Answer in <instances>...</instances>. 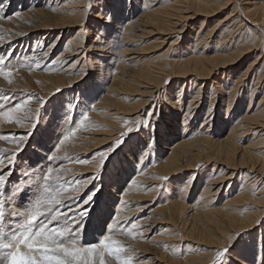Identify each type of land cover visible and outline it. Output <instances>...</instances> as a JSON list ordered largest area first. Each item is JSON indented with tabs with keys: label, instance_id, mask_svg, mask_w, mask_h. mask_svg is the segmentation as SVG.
<instances>
[{
	"label": "rangeland",
	"instance_id": "obj_1",
	"mask_svg": "<svg viewBox=\"0 0 264 264\" xmlns=\"http://www.w3.org/2000/svg\"><path fill=\"white\" fill-rule=\"evenodd\" d=\"M65 1L68 0H0V59L5 60V64L3 67L14 69L13 75L10 77V79H12L13 81L11 85H9L7 81L4 80L2 76H0V135L5 137V139H0V159H3L5 161L6 166L4 170H8L6 164L7 156L16 149V143L10 142L11 136L9 134L15 133L17 140L20 136L27 134L29 128L31 127V124L28 123V120L35 121L37 119L35 110L40 107V105L38 104L36 98L40 97L43 99H47L50 94L55 93L41 108L37 127L32 133V136L29 138L24 150L21 151L16 157L15 168L8 179L9 183L6 184L4 190H0V198H2L6 202L5 212L9 214V216L7 217L8 222L15 223L19 221L20 223H22V218L13 217L10 215L13 204L10 199L11 194L8 184H10L11 182L13 185L18 183L16 187L19 186V188L15 191L18 192L21 189H24L25 191L21 192L23 194L20 193L21 195H19L20 197L24 198V194L27 193V189L25 188L28 186H32L30 185V183L28 185L27 182H24L27 177L32 179L35 178L34 182L39 183L38 175H42L43 168L47 164H50V166L48 167H54L60 170L62 179L68 182V185L66 186H76V182L78 179H80L79 184H86L84 185L86 187L83 186V189L81 188V190L78 192L79 194H73L75 195L73 197H77L76 201L70 199V201H72L68 204H74L76 207L78 206L77 200H79V203L81 204L79 206H82L83 199H86V196L88 194H91L93 185L95 186V189H97L94 195V204H89V208L93 210L86 213L85 217L82 218V223L81 221H77L81 224V239L83 243H97L100 239H103L104 235H109L124 246V251L120 254V257L121 259H130L131 264H175L173 262H169L170 260H175L171 258V256L180 260L186 259V250L190 249H199V252L196 250L197 253L204 254L209 249V247H207V237H205V235L203 234L213 225V223L211 222V220L207 219V205H202V200H200V198H197L199 192L197 190V183H194L197 181L195 180L196 177H194L192 183L194 186L192 188L187 190L186 183H184V179L186 180L189 177V175L193 172V169L182 170L181 172L174 174H168L167 172L158 170L159 164L162 163V159L169 152L168 147H170L171 143L175 142L177 136L182 133L180 131V127H182L181 122H183L184 120V117L182 115L184 110H186L187 105L190 104L188 100L192 97V93L195 91L196 87L195 85H189L186 89L184 87L182 94H180L177 101L179 106L178 109L175 110L176 115L173 112L167 114L164 112L165 106L166 110H168L169 107L167 108V104L169 105V97L173 98V96L177 95V90H179L178 85L181 79L177 78V76L169 77L168 74L166 77L164 76L160 78V98H157V102L149 101L144 103L143 105V101L140 100L141 97H145L143 91H141L143 90L144 86L141 82L143 81V79L136 80L140 81V84L138 82H133L134 84H131V81H127L128 77L134 75L133 71H136L140 64H133V67L128 65L124 69L125 72H122V66L120 65V63H124L122 62L124 60V57H128L122 56L125 48L132 50V48L136 49L139 46L138 48L140 50V54L138 55L137 53V55L138 57H141V61H138V63L143 62L144 64L148 63L150 65H155V63L158 62L164 64H162L161 67L165 66V64H168L165 67L171 69L172 60L175 57H181L184 54L183 51H186L188 49L187 47L193 44H189L191 41H189L190 39H187V37L193 36V34L199 36L205 31L207 32V30L210 29L213 24L219 22L220 19L224 20L226 17H229L231 15L228 13V11H226V7H224L219 10L220 12L217 11L213 15H211L212 17L208 16L209 18L200 13L201 15L194 14V16H192L191 18L181 19L178 15L182 12V10H178L176 11V13H180L176 17L178 18V22L175 24L176 29L174 28L173 32H170L168 30L169 32L166 34V31L163 32L162 30H159L155 27L152 28L150 24L147 25V22H142L139 20V17L146 10L147 13L150 9L156 7L162 10L164 7H162V5L160 4H162L161 1L163 0H117V2L115 3L116 6H114L115 8L111 7L112 0H96V4L93 6L92 12L87 17L86 24V6L90 2V0H87V2L84 0V4L79 3V1L81 0H72V2L74 1V4H83L81 6V9L83 8L82 11H85L83 16L84 19H82V21V15L79 17L76 16L78 14L75 13V10H70V7H68L71 5V0H69V3L66 4L64 3ZM254 1H257L256 3L258 6L262 4L260 2H263L261 0H251V2ZM258 1L260 2L258 3ZM144 3L147 4L145 5ZM229 3L231 4L232 1H229ZM101 8H103L105 12L111 10L113 13V19L109 26H104V22L98 16V12ZM68 9L70 10L69 12ZM189 9L190 10H187L185 13H191L193 8L190 7ZM62 13H67L70 15L72 14V16L67 15L64 17L66 18V20L68 19V21L75 20V16L78 17V19L76 18V23L69 26L63 25L64 22H62L60 20L61 18L59 17V15ZM124 14L126 16H123ZM52 15H54L55 17ZM201 18H206L207 22L203 23L204 27L202 26L201 28H199L201 24L200 20H202ZM125 19L128 20H126L125 23H132L134 28L131 30H134V33H136V35H134V37L131 39L132 41L130 43L123 39L124 37L122 35H124V30L120 29V24ZM211 21L212 23H210ZM213 21L215 23H213ZM48 23H50L51 26ZM55 25L58 27H55ZM98 27H105L106 43L117 41L120 44V47L117 50H113L107 47H93L94 36L96 35ZM138 28L140 30L145 29V31L143 32L144 34L140 33V30H136ZM198 28L200 29L199 32ZM236 28L234 31V35H237L239 32V29ZM149 29L151 32L149 31ZM240 31L243 32L244 28L241 27ZM145 32H148V34L146 35ZM157 32H159V34ZM247 33L249 34V36L251 35L250 37H252L249 39L250 41L255 40V36H258L257 33H254V36L253 31H250V29L247 31ZM76 34H78L79 36H77ZM142 34L144 37L141 36ZM163 37V40L165 42L162 41ZM71 38H77V40L82 41L81 44L76 45L80 46L78 49H76L77 51H72V53L76 51V55L70 54L71 51L69 52L70 48L67 45V42ZM158 41H162V43H164L161 44ZM135 44L136 46H134ZM169 46L171 47L170 49ZM197 46H200V49H198L200 51H203L204 48L203 52L206 53L209 50L210 40L206 38ZM144 47L145 49H143ZM159 47L160 49H157ZM79 50L80 52L78 53ZM135 55L136 53L133 54V56ZM133 56L130 55V57ZM165 60L167 63H165ZM243 62H246L245 57H241L236 61H231L230 63H227V65H225V67H223L222 69H215L213 73L210 74L211 77L209 75L208 78L203 79L204 81L207 80L208 86L212 84L214 86L215 82L219 81L220 87L214 88L215 90H212L213 93L212 91H210V93L208 92V94L204 93L205 95L202 93L204 96L201 97V101H204V105L206 102V107L203 108L202 111H199V120H197L196 118L192 120V118L189 117L185 127L193 126L194 129H197L200 126L202 118L206 116V108L209 105L210 101L215 102V104L213 105L214 114L223 110L224 106L222 107V102H226L227 93L223 91L225 87L222 88L223 83H221L225 81H220L219 78H221L222 76V79H224V77L226 76V80L231 79L233 82L236 78V76H234L235 74L233 73V76L229 77L226 75V73L236 72L239 66L243 64ZM134 65L138 66L134 68ZM37 66H39V69ZM146 66L147 65H145V67ZM146 68H149V66H147ZM257 68L259 69L258 65ZM85 72L87 73V75L83 77ZM122 73H124V75L130 73V76H123ZM147 73L150 74L151 71H148ZM152 74L153 72L151 73V75ZM153 75L151 77H153ZM119 76L125 78V80L122 81ZM115 77L119 78L120 80L118 81V79H116ZM53 78H55L56 80L54 79V81ZM167 80L169 82L167 83V85H165V81ZM55 82H59V84ZM43 83H49V85L44 86ZM208 86L202 88V90L205 92V89ZM253 86V81H251L250 83H248L246 88H252ZM58 88L63 90L57 92ZM241 88L242 87H240V89ZM263 90L264 85L262 86L261 84V86H257L253 93L254 101L250 104L249 108H246L247 104L245 106V109L248 111L246 112L243 108L240 111H245V113L251 114L252 110L256 107L255 103L261 96ZM173 91L176 92L173 93ZM250 92L246 93L249 94ZM107 96L108 98H106L105 101H108L110 103L112 102V107L115 108V111L111 110L110 112L112 113V115L108 116L110 117L109 121L104 120L103 117H105V115H102L101 118H97L94 115V113L96 111H99V109L101 108L99 107V105L96 106L97 103L100 101V99ZM175 98H177V96ZM26 100L28 101V103L24 104V101ZM233 102L234 103L230 107L231 109L237 106L238 99L233 100ZM16 104L23 105L21 112L14 114V116L20 117V123L24 125L23 127H21L20 124L17 123H9L6 119H4L2 115L4 111H7L11 107H14ZM151 105H153L151 112L154 108L156 110V115L150 118L151 127L142 128L140 131L135 132L137 120H129L130 116H128L127 114L134 111H136L135 114H141V117L138 121L143 124L144 121H147L149 119V117L146 115V112L150 111ZM128 108L132 110H130V112L128 113H125L126 115H115L116 111H124V109ZM85 111H87L88 114V121H86L84 124H81L80 127L77 128L75 135L71 136L69 140L66 141L65 145L67 148L65 147V145H63L61 146L60 151L57 153L63 159L54 161L55 163L48 161L47 156L50 155L52 150H55L54 145L59 142V139L62 138L63 135L67 134L72 128L77 127V124L80 123ZM166 116H169L171 120V122H169L170 126L173 124L178 127V132H176L175 135L169 138L167 137V135H165L164 137L161 136L162 134H159V130L164 132L163 127L165 125L163 124L166 121ZM115 120H117L118 123L115 122ZM126 121L127 123H125ZM231 122L232 119L229 121V123ZM129 126L134 128V132L129 134V136L121 145L115 147V141L120 138V134L126 131L127 127ZM113 127H117L118 129H120V133L118 135L110 136V139L112 140L108 139L109 141H103V138L108 137V133H106V130H110ZM151 130L152 132H155V143H148L149 134L152 133ZM222 132L223 133L220 135L211 134L210 139L213 141H217L220 138L224 139L227 135V128H225L224 130L222 129ZM251 136L252 135L250 133H247L239 140L236 139L238 148H241L240 146L244 147L247 143V140ZM88 137L92 138L88 139ZM162 137H164V139H162ZM109 145L115 147V150L108 157L104 170L99 174V176H97L96 180L93 181L92 178L94 177L90 176L96 175L97 165L99 161L94 165V167H91L89 165L91 161H93L94 159H98L99 153L108 149ZM253 147L250 150L258 149V147H261V150H264V144H258L255 146V148ZM138 157L139 162L136 163ZM240 159L241 158H239L237 162L236 159H234L233 162H230V164H228L229 166L224 165L226 171L224 170L223 172H226L225 174L233 173L231 175V181L232 183H234L232 186L233 189L231 190L232 192L228 193H232L231 195L235 193L234 189H237V187L240 185L239 184L237 186L238 183L236 181L239 180L237 178L239 177L240 173H244V171H247V169L250 167L247 164H243L244 166L240 165ZM78 161L87 162L80 163ZM201 162L199 163L200 165L198 170L200 171V175H202L201 178L205 179V175L210 171V168L207 171L206 168L208 166L210 167V165L208 163L207 165L205 163L206 161ZM218 165L217 168L213 169L214 171H216V173L219 172L218 168L221 167V165L223 166V164ZM238 166H240L241 168H238ZM36 168H38L39 170H36ZM253 172L254 174L256 173L255 171ZM263 173L264 170L263 172H261L262 175L260 173V175H257L256 173V176L258 177L257 182L256 179L254 181L256 182V189H258V187L261 188L263 184L262 191L264 190ZM35 175H37V177H35ZM113 175L119 177V184L111 181L110 177H112ZM140 175H142V177H147L146 175L155 176V178H151L152 180L154 179L155 183H152L151 185L150 181H144L143 187L137 189L138 191L139 189H142L140 190L141 192L139 191V193L141 194L142 191L143 193L139 195L140 197L137 196L138 198L136 199V195L133 194L136 191V189H134V184H136V178ZM250 175L252 176V174ZM240 176L242 177V175ZM161 177H167L168 179L162 180L160 179ZM21 178V182H18V180ZM132 180H134L135 183ZM250 180H253V178ZM250 180L248 182H250ZM38 183H36L37 196L35 200L37 199V197H39L42 190V186H39ZM183 183L184 187L181 189L180 193L177 194L176 191L180 189L179 187ZM117 186L118 188L116 189L115 187ZM130 187H133L134 191L133 189H130ZM129 189L132 192L130 191L124 194V191H127ZM185 190L187 191L185 192ZM175 193L177 194L175 197H180L181 199H183V203L188 205V207H186V209L184 208V211L182 213V218L184 220L182 219V221L180 218H178L177 223L174 224L173 222L169 221L168 218L171 217L172 214H168L169 212H167L166 210H164V213L160 210L165 207L166 200L170 197H174ZM228 194H226V196ZM224 196V193L218 195L215 201L219 204L223 200ZM131 198H134V200H132ZM35 200L32 204L27 201L19 202L18 197L15 202L16 207H18V210L20 211L30 210ZM251 205L252 204H246L245 207L249 208ZM105 206V212L102 215L99 214L101 213L99 211V208L101 210H104ZM196 209L198 210V212ZM186 210L188 211L186 212ZM118 212H121L119 214L121 216L118 215ZM97 214L100 217L96 219L94 217ZM110 214L112 215L110 216ZM262 215V218L260 217L261 219L257 221L258 224L255 223L256 229H248L249 227H246L247 229H240L239 232L243 230L246 231L241 233L237 241L233 244L232 248L229 249V254L227 257H225V264H237L234 261L233 254L236 252V250H238L243 237L245 238L248 233H255L259 229V226L260 228H262L261 230L264 231V213ZM107 220H109V222H111V220H116L118 221V223L112 230L107 231L105 230ZM145 220L147 222H145ZM52 223L53 224L49 225V227L55 226L56 223ZM133 223L137 225L135 228L132 227ZM146 229L147 232H145ZM189 229L191 230L190 232H188ZM139 231H142L141 235ZM229 233L234 234L235 230L231 229ZM262 240L264 241V237H262ZM218 249L217 251H220ZM192 252H194V250ZM110 259L112 261V264H116L115 258ZM205 260L206 259H200L198 261H195V264H205ZM214 262L215 257L214 259H209L206 264H215ZM180 264H182V262ZM238 264L244 263L240 262Z\"/></svg>",
	"mask_w": 264,
	"mask_h": 264
},
{
	"label": "bare ground",
	"instance_id": "obj_2",
	"mask_svg": "<svg viewBox=\"0 0 264 264\" xmlns=\"http://www.w3.org/2000/svg\"><path fill=\"white\" fill-rule=\"evenodd\" d=\"M68 1H65L64 3L65 4L69 3ZM85 1L87 2V0H85ZM229 1L233 2V0H163V1H161L162 4H160V5H162V7H164L162 10H160L157 7L156 8L152 7L153 9H150L148 13L146 12L147 11L146 10L145 11L146 13L144 12L145 14L144 13L142 15L140 14L141 16L139 17V20L142 22H147V25L150 24V26L152 28L155 27L159 30H162L163 32L166 31L165 33L167 34L169 31L173 32V29L176 27L175 24L178 22V18H176V17L180 12H178V14H177L176 11L182 10V12L178 16L181 19H185V18L188 19V18H191L192 16H194V14L197 15L200 13L202 15H204L205 17H208V16L213 15L215 12L219 11L220 9L226 7V11H228V13L232 16L236 10L231 8V6H230L231 4L229 3ZM261 1H263V2L258 1V3L259 2L262 3L260 6H258L256 3L257 1L251 2V0H236V3L243 4L245 6L242 9L243 19H240L239 16H237V18L232 20L231 23H228L227 20L224 19V17H223L224 20L220 19V21L216 22V23L213 21V23H215V24H213V26L210 29H208L207 32L205 31L201 35L198 34L199 36H196V34L195 35L193 34L194 37L193 36L187 37V39L189 38L190 39L189 41H191L189 44H191V43H193V44H191V46H188L187 47L188 49L186 51H183L184 54L181 57H178V58L175 57L172 60V68L171 69L170 68L168 69L165 67L168 64H165V66L161 67V65L163 63H158V62L155 63V65H152V64L150 65L148 63L144 64L143 62L138 63V61L139 62L141 61V57H138V55L140 54L139 53L140 50L138 48L139 46L137 47L138 49L132 48V50H131V49L125 48L124 51L122 49V51H123L122 56H128L127 58L124 57V60L122 61L124 63H120V65L122 66V72H125L124 69L128 65L133 67V64H135V65H136V63L138 65L140 64L139 67L136 69V71H133L134 75H131V77H128V75L130 73L129 74L127 73L125 75H124V73H122V74H123V76L128 77L127 81H131L132 82L131 84H134L133 82L139 83L140 81H136V80L143 79V81H141V82L143 83L144 86H143V90H141V91H143V94L145 95V97L144 98L141 97V99H140L143 101V105H144V103L149 102V101L157 102V98H160V96H161V91L159 88L160 84H161L160 78H162L164 76L166 77L167 74L169 75V77L170 76H177V78L181 79L179 81V85H178L179 90H177L178 91L177 95L173 96V98L169 97V105L167 104V108L169 107V109L166 110V106H165L164 112L167 114L173 112L176 115L175 110H177L178 106H179L177 101H178L180 94H182L184 87H185V89L189 85H195V87H196L195 91L192 93L193 94L192 97L188 100L190 104L187 105L186 110H184L183 115H182L184 117L183 122H181L182 127H180L181 128L180 131L182 133L179 136H177V139L175 140V142L171 143V146L168 147L169 152L162 159V163L159 164L158 170H162L164 172H167L168 174H174V173L181 172L182 170H190V169L192 170L193 169L192 170L193 172L189 175V177L186 180L184 179V181H185L184 183H186V188L188 190L194 186L192 183H193L194 177H196L195 180H197L198 182L196 181L194 183L195 184L197 183V187H198L197 190H198L199 194H198L197 198H200V200H202L201 201L202 205H205V206L207 205L208 210L206 212V216H207V219L211 220L213 225L203 234V235H205V237H207V241H208L207 247H209V249L204 254L197 253V251L199 252V249L198 250L196 249L197 251L195 249H193L194 252H192L193 250L190 249V250H186V252H187L185 255L186 259L180 260V259H177V258L171 256V258H173L175 260H170L169 262H173L175 264H180L181 262H182V264H195L196 263L195 261H198L200 259L201 260L206 259L205 260V264H206V262L209 261V259H211V258L214 259L218 247H219L218 250H222L223 247L228 244L229 236L235 235L236 233H238L240 231L241 228L249 227L248 229H256L255 223L258 224L257 221H259V219L262 218L261 216H263L262 215L264 213V192H263L264 190L262 191L263 184L261 183L262 186H261V188L258 187V189H256L257 187H255V186H256V182H257V178H258L256 176V173H257V175L259 173L261 174V172H263V170H264V150H261L262 146L258 147V149H255V150H250V149H252V147L254 145L256 146L258 144H260V145L264 144V90L262 91V94L259 97V99L256 101V103H255L256 107L252 110V113L251 114L245 113V111L246 112L248 111L245 109L246 104H247L246 108H249L250 104L254 101L253 100V93H254L255 88L257 86H261V84H262V86L264 85V0H261ZM83 2H84V0L79 1V3H83ZM116 2H117V0H112V2H111L112 6L111 7L116 6L115 5ZM70 3H71V5L68 7H70V10H75V13L78 14L76 16L79 17L82 15L81 16L82 17L81 21H82V19H84L83 16H84L85 10L82 11L83 8L81 9V6L84 3L83 4H74V1L72 2V0L70 1ZM77 3H78V1H77ZM190 7L193 8L191 13H185L187 10H190L189 9ZM30 10H32V9H30ZM70 10L68 9V12ZM65 11H67V10H65ZM63 13L59 15V17L61 19L58 18L62 22H64L63 25L69 26L71 24L76 23L75 21H77L76 18L78 19V17L75 16V20L68 21V19L66 20V18H64V17L67 15H70V14H67V13L63 14ZM189 14H191V15H189ZM52 16H54V15H52ZM70 16H72V14ZM123 16H126V15L124 14ZM49 17H50V15H49ZM43 19H44V17H43ZM127 19H125L123 22H121L120 29L124 30V33H123L124 35H122L124 38L123 37L122 38L125 41L130 43L132 41L131 39L134 37V35H136V33H134V30L133 31L131 30L134 28L132 23H125ZM33 20H34V18H33ZM120 21H122V20H120ZM205 22H207L206 18L200 20L201 24H200L199 28H201L203 26V23H205ZM210 23H212V21ZM48 24H50V23H48ZM140 24H142V23H140ZM50 26H51V24H50ZM236 26H237V28H236ZM52 27H53V25H52ZM55 27H58V26L55 25ZM147 27H149V26H147ZM241 27L244 28L243 32L240 31ZM199 28H198V32L200 31ZM235 28L239 29V32H240V33L238 32L237 35H234L235 34V32H234ZM249 29H250V31H253V35H254V33L258 34V36L254 35L255 40H252V41L249 40L250 38H252V37H250L251 35L249 36V34L247 33V31ZM136 30H140V29L138 28ZM144 31H145V29L140 30V33H143ZM149 31H150V29H149ZM162 31H160V32H162ZM145 33H146V35L148 34V32H145ZM157 33L159 34V32H157ZM143 34L141 36H143ZM59 35H58V37H59ZM76 35L79 36L78 34H76ZM137 36H139V35H137ZM206 38L210 40V46H209V50L206 53H204L203 52L204 48H203V51H200V50H198V49H200V46H197V45L200 44L201 42H203ZM163 39H164V37L162 38V41H164ZM165 39H166V37H165ZM194 39H195V41H194ZM162 41L159 43L163 44L165 42L164 41L162 43ZM81 43H82V41L77 40V38L69 39V41L67 42V45L70 48V50H69V52L71 51L70 54L76 55L77 54L76 49H78L80 47V46H76V45H79ZM134 46H136V44ZM170 48L171 47L169 46V49ZM143 49H145V47ZM157 49H160V47ZM169 49H167V50H169ZM74 50H76V51L72 53V51H74ZM80 50L78 51V53L80 52ZM136 50H139V51H136ZM142 51H141V53H142ZM134 53H136L135 56H133ZM137 53H138V55H137ZM130 55L133 57H130ZM241 57H245L246 62H243V64L239 66V68L237 69L236 72H230V73L227 72L226 73V75L229 77L233 76L232 75L233 73L235 74L234 76H236V78L234 79L233 82L231 79L226 80V78H225L226 76L224 77V79H222L223 78L222 76H221V78H219L220 81L221 80L225 81V82H221V83H223L222 88L225 87L224 90L222 88L221 89L227 93L226 102H222L223 103L222 107L224 106L223 110H221V112L219 111L218 113L214 114V109H213L214 106L213 105L215 104V102L210 101L209 105L206 108V116H204L202 118V121L200 122L201 123L200 126L197 129H194L193 126H189V125H188L189 127H185V125L187 124L186 122H187L189 117H191L192 120L194 118L199 120L198 119L200 116L199 111H202V109L206 107V102L204 105V101L203 100L201 101V97H203L205 94H208V92L210 93V91L215 90L214 88L220 87L219 81L215 82L214 86H213V84L208 86L207 80L204 81L203 79L208 78V76L211 73H213V71L215 69H217V70L219 68L222 69L223 67H225V65H227V63H230L231 61L239 60ZM165 63H167L166 60H165ZM135 65H134V68H136L138 66V65L137 66H135ZM145 65L149 66V68H146L147 66L145 67ZM257 65L259 66V69L257 68ZM70 69H72V68H70ZM260 69H261V71H260ZM148 71H151V73L153 72V74H154V75L152 74L153 77H151L152 76L151 73L150 74L147 73ZM52 77H54V76H52ZM210 77H211V75H210ZM115 78L118 79V81L120 79L122 81L125 80V78H122V77H120V79L117 77H115ZM54 79L55 78H53V80ZM251 81H253L254 86L252 88H249V87L246 88L248 83H250ZM55 83L59 84V82H55ZM60 83H61V80H60ZM122 84H125V83H122ZM46 85H49V83L44 84V86H46ZM122 86H124V85H122ZM206 86H208V87L205 89V92H204L202 90V88H204ZM240 87H242V88L240 89ZM44 89H43V91H44ZM250 89H251V92H250ZM218 90H220V89H218ZM164 91H165V89H164ZM175 92L176 91H173V93H175ZM246 92H250V93L247 94ZM202 93L203 94L205 93V94L203 95ZM212 93H213V91H212ZM176 96H177V98H175ZM106 98H108V96L103 97L97 103L96 106L99 105V107H101V108L99 109V111H96L94 113V115L97 118H101L102 115H105V117H103L104 120L109 121L110 117H108V116L112 115V113H110V112H111V110L115 111V108L112 107V105H113L112 102L110 103L108 101H105ZM237 99H238L237 106L235 105L236 107L234 106L235 108L231 109L230 107L234 103L233 100H237ZM202 104H203V107H202ZM152 107H153V105H151V109L149 112H151ZM242 108L245 111H243V112L240 111ZM130 110H132V109L128 108V109H124V111L118 110V111H116L115 115L116 114H118L119 116L126 115L125 113L130 112ZM108 111H109V113H108ZM135 112L136 111L127 114L128 116H130L129 120H137L138 121L140 119L141 114L140 115L135 114ZM120 113H121V115H120ZM215 116H216V118H215ZM165 119H166L165 123L163 122L164 123L163 125H165L163 127L164 132L159 130V134L160 135L162 134L161 136H164V137H165V135H167V137L169 138V137L175 135L176 132H178V127H176L173 124L171 126L169 125V122H171L169 116H166ZM231 119H232V122L229 123V121ZM115 122L118 123L117 120H115ZM225 128H227V133H226L227 135L224 139L220 138L221 140L219 139L217 141L216 140L213 141L210 139L211 134L220 135L223 133L222 129L224 130ZM151 132H152V130H151ZM106 133H108L107 134L108 137L103 138V141H107L108 139L112 140V139H110V136L118 135L120 133V129H118L117 127H113L110 130H106ZM247 133H250L252 136L249 139L247 138L248 140H247V143L244 147L240 146L241 148H238V143H237L236 139L239 140L242 136L246 135ZM154 134H155V132H154ZM164 137H162V139H164ZM91 138L92 137H88V139H91ZM104 143H106V142H104ZM255 146L253 148H255ZM65 147H66V145H65ZM239 158H241L239 161L240 165L247 164L250 167L247 169V171H244V173L240 171L241 172L240 175H242V177L239 175V177L237 178L239 180H236L238 183L237 186L239 184L240 185L237 187V189H234L235 193L233 192L234 194L231 195L232 193L231 194H228V193L232 192L231 190L233 189L232 186L234 183H232V181H231V175L233 173L225 174L226 172L225 173L223 172L225 170L224 165L230 164V162H233L234 159H236V162H237V160ZM201 161H204V162L206 161L205 163L206 164L208 163L210 165V167L208 166L206 168V171L209 168H210V171L205 175L206 176V177H204L205 179L201 178L202 175H200V171L198 170L199 165H200L199 163ZM97 162H98V159H94L93 161H91V163L89 162L90 163L89 166L94 167V165ZM218 164H223V166L221 165V167L218 168L219 172L216 173V171H214L213 169L217 168ZM232 165H235V164H232ZM48 166H50V164H47L44 168L42 167L44 170V171L42 170V172H46ZM211 167H212V169H211ZM246 167H244V168H246ZM255 167H257V168H255ZM238 168H241V167L238 166ZM37 169L38 168H36V170ZM253 171H255L256 173L254 174ZM250 174H252V176ZM146 176L147 177H145V176L142 177V175H140L136 178V184H134V186H135L134 189H136V191H135V193H133L136 195L135 196L136 199L138 198L137 196H139L143 193V191L141 194L139 193V191L142 189H139V191L137 189L143 187L144 181H150L151 185H152V183H155L154 179L153 180L151 179V178H155V176H149V175H146ZM35 177H37V175H35ZM90 177H94V176H90ZM252 178H253V180H250ZM71 179H72V177H71ZM255 179H256V182H254ZM21 180H22V178L19 179L18 182H21ZM34 180H35V178L32 179L29 177H27V179L25 181L23 180L25 183L27 182L28 185L30 183V185H32V186H30V187L28 186L25 188V189H27V193L24 194L25 199L23 197L19 196V202L27 201L31 204L33 203V201L35 200V198L37 196L36 183H38V182L35 183ZM79 180L80 179H78L77 181H79ZM249 180H250V182H248ZM82 181H84V180H82ZM132 181L135 183L134 180H132ZM184 183L181 184L179 187L180 189L176 191L177 194H179L181 189L184 187ZM8 185H9V189H10V194L12 195L14 185L12 184V182ZM16 185H18V183L15 184V186H14L15 190H17L19 188V186L16 187ZM38 185L40 186L41 184L38 183ZM84 185H86V184H84ZM247 186H249V187H247ZM84 187H86V186H84ZM115 188L117 189L118 186ZM130 189H133V187H130ZM130 189L127 191H124V194L130 192L131 191ZM134 189H133V191H134ZM148 189H150V188H148ZM187 190H185V192ZM148 192H150V191H148ZM137 193H139V194H137ZM176 193L174 194V197H170L166 200L165 207L160 210L163 213H164V210H166L167 212H169L168 214H172L171 217H168V218H169V221L173 222L174 224L177 223L178 218H180L181 220L183 219L182 213L184 211V208L186 209V207H188V205L183 203L184 202L183 199H181L180 197L179 198L175 197L177 195ZM223 193L225 196H224L223 200L218 204V202H216L215 200H216L218 195L223 194ZM21 194H23V193H21ZM78 194H76V195H78ZM226 194H228V195L226 196ZM73 196H75V195H73ZM144 197H145V194H144ZM38 198L39 197H37V199ZM134 198L133 199L131 198V199L134 200ZM71 201L70 200L64 201V204L62 205V208L60 209L62 213L69 212V209L73 212L75 211V205L74 204H68ZM246 204L247 205L252 204V205L249 208H246L245 207ZM102 208H104V207H102ZM105 210H106V206H105L104 210H101L99 208V211L101 212L99 214L102 215L105 212ZM187 211L188 210H186V212ZM197 212H198V210H197ZM120 213L118 212V215ZM199 214H198V216H199ZM193 215H195V214H193ZM119 216H121V215H119ZM99 217L100 216L97 214L94 218L97 219ZM140 220H138V221H140ZM53 222L56 223L54 227H60L63 221L58 220V221H53ZM145 222H147V221L145 220ZM76 223H78V222L76 221ZM137 224H139V223H137ZM128 228H131V227H128ZM117 229H119V228H117ZM120 229H121V227H120ZM231 229L235 230L234 234L229 233V231ZM261 229L262 228H260V226H259V229L256 231L257 233L255 232L256 234L255 233H248V235L245 236V238L243 237V239L240 242L241 244H240L238 250H236V252L233 254V258H234L235 263L238 264V263L242 262L244 264H264V241L262 240V237H264V231H262ZM263 229H264V227H263ZM190 231L191 230L189 229L188 232H190ZM139 232L141 235L142 231H139ZM145 232H147V229ZM205 237H201V238H205ZM139 238H141V237H139ZM142 240H144V239H142ZM203 251H204V249H203ZM207 256H209L211 258H209ZM254 259H255V261H254ZM210 262H211V260H210ZM225 262H226V258L223 259L222 264H225Z\"/></svg>",
	"mask_w": 264,
	"mask_h": 264
},
{
	"label": "snow or ice",
	"instance_id": "obj_3",
	"mask_svg": "<svg viewBox=\"0 0 264 264\" xmlns=\"http://www.w3.org/2000/svg\"><path fill=\"white\" fill-rule=\"evenodd\" d=\"M96 4V0H90L86 6L85 24L88 15L92 12L93 6ZM245 6L243 4L236 3L233 0L231 8L236 11L232 16L226 17L228 23L236 19L239 16L243 19L242 9ZM98 16L104 22V26H109L113 19L112 11L105 12L103 8L98 12ZM99 46L100 48H111L117 50L120 44L117 41L106 43L105 27H98L96 35L94 36L93 47ZM5 64L4 59H0V76L7 81L9 85L13 83L10 77L13 75V68L3 67ZM39 69V66H37ZM87 73L85 72L83 77ZM82 77V78H83ZM169 81H165L167 85ZM63 89H57L62 91ZM53 94H50L47 99L37 97V102L40 105L35 111L37 119L35 121L28 120L31 124L27 134L22 135L19 139H16L15 133H10L11 141L16 143L15 151L11 152L7 156V168L5 169V161L0 159V190H4L8 179L15 168L16 157L27 145L29 138L35 131L38 121L39 113L43 105L51 98ZM28 101H24L27 104ZM23 105L16 104L7 111L2 113L4 119L9 123L20 124L21 127L24 125L20 123V117L14 116V114L20 113ZM149 117L147 121L141 124L140 121L136 122L135 132L140 131L142 128L151 127V117L156 115L155 109L152 112H146ZM88 121L87 111L83 113L82 119L76 128H72L67 134L63 135L59 139V142L54 145L55 150H52L50 155L47 156L48 161L54 162L63 159L57 153L60 151L61 146L65 145L66 141L73 135H75L77 128L81 124ZM127 123V121L125 122ZM134 132V128L129 126L126 131L120 134V138L115 141V147L121 145L129 134ZM0 139H5L4 136L0 135ZM155 143L154 132L149 134L148 143ZM115 147L109 145L108 149L101 151L98 156L97 172L93 178L96 180L97 176L104 170L106 161L111 153L115 150ZM142 154V153H141ZM140 154V155H141ZM139 155V157H140ZM139 157L137 162H139ZM80 163H86L87 161H78ZM111 181L119 184V177L113 175L110 177ZM160 179L166 180L167 177H161ZM39 183L42 186L39 198L35 200L30 210L20 211L16 207V199L20 193L24 191H15L13 187V194L10 199L13 207L10 211V215L13 217L22 218V223L19 221L15 223H9L7 217L9 214L5 212V201L0 198V264H112L110 258H115L116 264H131L130 259H121L120 254L124 251V246L117 240L113 239L109 235H104L103 239H100L97 243L85 244L81 239V224L76 221H82L87 212L93 209L89 208V204H94V195L97 189L93 185L91 194H88L87 199H83L82 206L77 200L75 211L62 213L61 208L65 200H76L77 197H73L74 193H78L83 185L76 182V186H66L68 182L63 180L60 175V170L54 167H48L46 172L39 174ZM15 186V185H14ZM6 193V192H5ZM7 194V193H6ZM112 214H110L111 216ZM62 220L63 223L60 227H49L53 221ZM118 221L109 220L106 221L105 230H112ZM137 225L132 224L135 228ZM243 230L235 235L229 236L228 244L223 247L222 250L216 251L215 264H222V261L229 254V249L232 248L233 244L237 241Z\"/></svg>",
	"mask_w": 264,
	"mask_h": 264
}]
</instances>
